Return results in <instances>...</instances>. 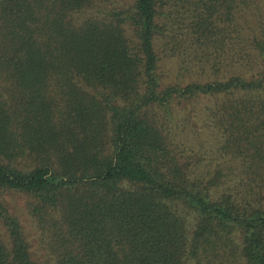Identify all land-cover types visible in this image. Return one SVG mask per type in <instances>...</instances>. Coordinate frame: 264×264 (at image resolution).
<instances>
[{
  "label": "trees",
  "instance_id": "16d2710c",
  "mask_svg": "<svg viewBox=\"0 0 264 264\" xmlns=\"http://www.w3.org/2000/svg\"><path fill=\"white\" fill-rule=\"evenodd\" d=\"M105 1L0 0V264H264V68L184 86L159 70L183 41L264 56L237 20L250 0ZM205 97L240 169L218 195L230 174L196 176L176 139V107Z\"/></svg>",
  "mask_w": 264,
  "mask_h": 264
},
{
  "label": "rangeland",
  "instance_id": "374dc122",
  "mask_svg": "<svg viewBox=\"0 0 264 264\" xmlns=\"http://www.w3.org/2000/svg\"><path fill=\"white\" fill-rule=\"evenodd\" d=\"M131 2L132 0H106L104 6L111 9L126 6ZM168 7L173 12L176 10L181 12L185 11L188 5L173 1ZM85 13L90 15L94 12L90 10ZM237 20L242 24L244 30L242 32L246 37L255 36L257 39L264 40V0H250L248 6L238 15ZM179 47L180 50L175 51L173 58H162L159 70L163 84L184 86L192 82L225 80L234 74H244V77L248 78L264 68V56L252 49L248 52L249 56L246 55L235 62L229 55V47L225 48L224 54L220 53L219 56L209 54L208 57L202 54L199 56V52L196 55L189 41H183ZM214 104L215 99L208 97L183 102L176 107L175 122L179 124V128L176 129V139L184 144L191 158L192 156L196 158L194 168L196 176L209 180L214 177L217 170L230 174L224 179L227 181L215 189L218 195L238 181L240 169L239 165L232 162L229 157L221 155L219 149L222 138L217 130L204 126L206 115ZM6 201L24 228L31 250L34 252V259L46 260L47 257H44L45 252L38 242L36 230L32 227L24 210V198L19 194L11 193L7 195Z\"/></svg>",
  "mask_w": 264,
  "mask_h": 264
}]
</instances>
